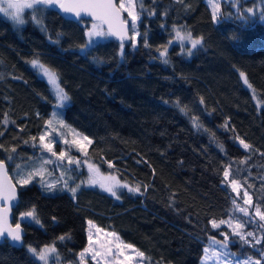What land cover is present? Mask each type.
<instances>
[{
	"label": "trees",
	"instance_id": "obj_1",
	"mask_svg": "<svg viewBox=\"0 0 264 264\" xmlns=\"http://www.w3.org/2000/svg\"><path fill=\"white\" fill-rule=\"evenodd\" d=\"M215 2L220 3L219 22H213L207 0H143L145 9L157 13L149 16L145 11L138 25L140 33H147L148 46L139 38L136 48L123 42V56L121 42L112 36L92 43L87 54L81 52L89 20L74 22L55 7L39 13L24 10L23 25L0 14V144L5 146L0 157L14 182L17 163L30 166L40 152L49 155L33 147L30 139L38 140L45 130L54 102L49 83L29 63L38 56L56 71L70 96L69 104L60 109L62 119L92 141L86 154L77 148L70 153L72 158L87 160L101 173L140 187V192L121 188L116 199L97 186L82 185L74 200L69 191L60 190L62 184L52 192L36 178L23 188L16 185L19 200L13 221L35 206L42 226L23 222L24 246L2 241L0 264H42L27 246L39 249L53 242L59 253L56 262L78 264L88 240V220L143 251L147 259L141 264H199L210 237L222 238L225 229H213L209 221L225 219L234 211L235 193L222 183L223 167L229 163L235 178L247 181L243 188L253 201L264 206L262 5L253 19L245 21L233 6L235 0ZM251 2L239 0L238 6ZM33 14L41 16L47 31L33 22ZM174 26L202 36L203 45L192 55L188 46L174 41L169 45ZM57 33L62 34L59 43H52L50 37L55 39ZM165 46L167 64L159 56ZM241 71L255 93L244 84ZM5 115L7 125L2 123ZM193 117L199 128L193 126ZM236 136L252 150L245 151ZM12 147L15 159L9 161L5 149ZM55 164H48L55 180L70 169L66 175L72 176L71 186L84 181L81 165L77 169L65 160L59 164L60 172ZM65 234L70 238L57 239ZM232 237L231 252L259 257V245L252 248Z\"/></svg>",
	"mask_w": 264,
	"mask_h": 264
},
{
	"label": "snow or ice",
	"instance_id": "obj_2",
	"mask_svg": "<svg viewBox=\"0 0 264 264\" xmlns=\"http://www.w3.org/2000/svg\"><path fill=\"white\" fill-rule=\"evenodd\" d=\"M177 2L183 3L184 0H177ZM208 2L212 8L213 22H219L218 14L221 10L220 3L215 2V0H208ZM261 2L262 8L259 18L264 20V0H261ZM52 7L58 8L62 13H70L80 21L83 20V16L85 15L92 18L94 23L90 29L85 31V36L88 39L85 44L80 46V51L85 52V54H87L86 49L90 48L96 37L116 36L120 39L121 56H123V49L125 47L123 42L125 40L130 41L133 48L137 47L138 38L143 39L144 45L146 47L148 46L147 33H140L138 31V25L142 23L143 14L145 11H148L144 7L143 0H119L118 4L114 2V0H0V14L11 19L16 25L25 24L24 9H31L34 13H39L44 8ZM244 11L255 16L254 8H247ZM122 13H127V17H122ZM156 14L155 10L148 11L149 16H155ZM240 19L247 21L249 16L241 15ZM32 20L40 26L43 31H47L40 15L33 14ZM104 25H107V31H104ZM161 27H164V25H161ZM173 31L175 32V40L180 41L181 44L187 41L191 45V47L187 48L188 55H192L193 50L203 45L202 36L194 37L191 32H182L175 26ZM61 35V33H57L55 39L50 37L51 42L59 43ZM172 42L173 41L170 40L169 45H171ZM167 53V46H165L163 50H159V56L164 58L163 63L165 64L168 63L166 59ZM29 63L34 69H37L43 77L47 78L56 96V107H65L70 101V96L64 88L61 87L59 76L56 71L42 63L38 56L33 58ZM240 77L244 84L255 93V89H253V86L249 83L246 74L241 71ZM253 99H256L255 94L253 95ZM201 103H203V99H201ZM181 111L183 112L184 109L181 108ZM57 115L58 113L54 112V119L45 122V130L39 135L38 140L37 137L30 138L33 142V147L38 146L42 151L47 152L49 156L47 158H41L38 162V166L36 162H34L32 166L17 163L15 165V173L19 176V179L16 180L15 185L8 177V166L5 160L0 159V242L8 241L12 246L18 245L23 247L22 223L28 221L41 225L35 206H32L27 211L21 212L14 226L9 223V213L18 199L16 185L23 188L33 183L36 177L41 178V186L47 191H54L57 189L58 184H62L60 190L69 191L74 200L76 199L78 189L82 185L99 186L103 191L108 192L116 199L120 198L118 190L121 188H127L129 192H140L139 186L130 187L127 183L122 184L115 176L102 175L100 169L92 163L88 164V179L86 181H81V184H77L74 187L69 184L72 176L66 175V172L70 171V169L62 171L61 176L56 180L51 182L45 180L44 177L46 173L51 175L46 168L48 164L59 162V164L62 165V163L67 160L69 166L73 164L77 167L80 166V161L73 159L66 149H61L59 152L55 150V145L59 143L56 139V135H63V133L56 128L55 124L58 123L60 129L68 127L63 120L55 121ZM192 120L193 126L199 128L200 124L198 118L193 117ZM2 123L5 125L9 123L7 115H5V119ZM226 125L227 121L225 122V126ZM53 133H56V135H53ZM2 134L3 133H0V135ZM73 135L74 137H78L80 134L75 133L73 130ZM235 139L239 141L240 146H242L245 151L252 150V146L246 143L244 139L239 136H236ZM84 142H86V144L92 143L87 136L82 137V140L75 138L72 141L66 138L63 140L65 145L74 144L82 153L86 154V145ZM25 143H27V141H25ZM4 147L3 144H0V149H4ZM219 147L223 152V146L221 145ZM5 150L9 152L7 159L9 161H14L15 157L13 154L16 153V148L12 147L10 150ZM261 155H264V153H261ZM53 157L56 158L55 161L52 159ZM240 163L244 164L246 160H241ZM109 167H112L111 162H109ZM223 178L222 183L227 182L232 192L236 193L237 197L243 200L244 206L237 203L236 199H233L232 203L235 209L242 213L243 217L247 219L241 220L239 218L230 217L228 220L221 219L217 221L216 219H212L209 223L213 229H219L221 225L226 224L228 228L231 229L232 236H238L240 241L252 248H256V246L259 245L261 251L258 259L254 260L251 256H248L241 261L239 257L236 256V253L229 251V245L231 243L229 234L221 232L220 235L223 237V240L210 237L211 245L203 249L204 256L202 258V264H209V261H214L215 264H233V261L229 259L230 256L236 257L234 264H264V206H262V202L259 200L254 202L247 190L243 191L242 196L240 195L241 188L247 181L242 182L235 178V173L232 172L230 163L223 167ZM247 187L251 188L252 185L248 184ZM146 189L147 186H145V190ZM250 209H254V212L250 211ZM53 220L55 221V217H53ZM87 223L89 225L88 245L78 254L80 264H85L86 256H90L95 264H140L141 261L147 259L143 251L135 248L132 244L120 240V237L115 232H104L103 229L97 227L91 220L87 221ZM249 224L254 225L256 229H259V232L255 230H246ZM92 229H95V233H93ZM101 233H103V236H101ZM69 238L70 237L65 234L57 239L63 241ZM27 252L31 254L32 257L42 262V264H49V260L52 257H55L57 261L59 259V253L57 252L55 242L39 249L28 245Z\"/></svg>",
	"mask_w": 264,
	"mask_h": 264
},
{
	"label": "rangeland",
	"instance_id": "obj_3",
	"mask_svg": "<svg viewBox=\"0 0 264 264\" xmlns=\"http://www.w3.org/2000/svg\"><path fill=\"white\" fill-rule=\"evenodd\" d=\"M241 1V0H240ZM116 2L117 3H119V0H116ZM207 3H208V5H209V7L211 8V6H210V4H209V2H208V0H207ZM238 3H239V0H235V3L233 4V6L234 5H237V6H234L238 11H241V13L243 14H246V15H248L249 16V19H253L254 18V16L252 15V14H248V13H246L244 10L245 9H247V8H254V10H255V15H256V13H257V11H258V9H260L261 8V5H262V2H261V0H252V2H251V5H248L247 4V6L246 5H241V6H238ZM212 9V8H211ZM24 10H26V9H24ZM23 10V11H24ZM242 14H239V17L242 15ZM3 15V14H2ZM4 16V15H3ZM6 17V16H5ZM127 17V13H125V18ZM7 18V17H6ZM9 19V18H8ZM10 21H12L11 19H9ZM261 20V19H260ZM261 21H263L264 22V20H261ZM14 23V22H13ZM94 23V21H91V20H89L88 22H87V27H86V30L85 31H87L88 29H90L91 28V26H92V24ZM15 24V23H14ZM103 28H104V31H107L106 29H105V27L103 26ZM177 29H179V30H181L179 27L177 28ZM182 32H186V31H183V30H181ZM109 37L110 36H106V37H96V38H94V41H93V43L94 42H96V41H98V40H106V39H109ZM174 37H175V34H174ZM174 37H173V40H171V41H174V42H177V43H180L181 44V42L180 41H178V40H175L174 39ZM262 38H264V35L262 36ZM87 37H86V41H87ZM173 43V42H172ZM181 45H185V46H188V47H191V45L187 42V41H185V42H183V44H181ZM31 65V64H30ZM31 67H32V65H31ZM33 68V67H32ZM34 69V68H33ZM34 70H36L37 71V73L44 79V80H46L47 81V78L46 77H43L42 76V74H40L39 72H38V70L37 69H34ZM48 82V81H47ZM50 86V90L52 91V94H53V108H52V114H51V116L49 117V120H53L54 118H53V113L55 112V113H58V115L55 117V121H59V120H63L62 119V117H61V112H60V109L61 108H57L56 107V103H57V101H56V96H55V93H54V91H53V89H52V87H51V85H49ZM252 91V90H251ZM256 96V95H255ZM255 100V102H258V100H257V98L256 99H254ZM70 102V101H69ZM69 102L67 103V105L69 104ZM259 103V102H258ZM48 120V121H49ZM54 121V122H55ZM64 121V120H63ZM68 127H66V128H69L70 130H68L67 131V133L68 134H66V135H56V133H53V135H56V139L59 141V145H58V148H56L55 150L57 151V152H59L61 149H66L67 151H68V153H69V155H71L70 153L74 150V149H77L78 147L76 146V145H74V144H69V145H65L64 143H63V140L66 138V139H68L69 141H72L74 138L75 139H80V140H82V137H84V136H86V135H84V134H82V133H79L74 127H72L71 125L69 126L66 122H64ZM55 126H56V128L59 130V131H61V132H64L65 130H66V128H63V129H60V126H59V124L58 123H56L55 124ZM74 130V132H76V133H79L80 135L78 136V137H74V135H73V131L72 130ZM88 137V136H87ZM89 138V137H88ZM90 139V138H89ZM85 143V145H88V144H86V142H84ZM49 155H47L46 153H41L40 152V154L33 160V161H31V163H30V166H32L33 164H34V162H36L37 163V166H38V162L41 160V158H47ZM71 156H73V155H71ZM55 157H54V161H55ZM81 164V167L84 169V172H85V178H84V181H86L87 179H88V176H89V171H88V164L90 163L89 161H87V160H82L81 162H80ZM96 165V164H95ZM55 169H56V171H60L61 172V165H59V162H57L56 164H55ZM46 168L48 169V172H50V166L49 165H46ZM77 169H80L79 167L77 168ZM12 173L15 175V176H17L16 175V173H15V168H14V170L12 171ZM102 175H104V176H109V175H112V174H103V173H101ZM112 176H115V175H112ZM116 178H117V176H115ZM17 178L19 179V176H17ZM45 180H47V181H49V182H51V181H53V180H55V178L54 177H52V176H49L47 173L45 174ZM36 179H38V181H37V183L41 186V184H40V177H36ZM118 179V178H117ZM17 180V179H16ZM119 180V179H118ZM121 182V181H120ZM122 183V182H121ZM123 184V183H122ZM93 187H95V186H93ZM97 187H99V186H97ZM100 188V187H99ZM101 189V188H100ZM44 190L45 191H47L45 188H44ZM246 189L245 188H241V193H240V195L242 196L243 195V191H245ZM49 192H52V191H49ZM234 199H236V201H237V203H239L241 206H244L243 205V200L242 199H240L239 197H237V194L235 193V197H234ZM232 210H234L233 211V214H232V216H229V217H227V218H225L224 220H228L230 217H235V218H239V219H241V220H244V219H247V218H245V217H243V214L242 213H240L239 211H237L236 209H235V207H234V205H233V209ZM250 211H253L254 212V209H250ZM258 219V218H257ZM89 221V220H88ZM217 221H219V220H217ZM221 226H223V227H225V229L224 230H222V232H225V233H228L229 234V237H230V241H231V243L234 241V237H232V235H231V229H229L228 228V226L226 225V224H224V225H221ZM252 228H251V227ZM97 227H99V226H97ZM86 228H87V239H88V230H89V225H88V223H87V225H86ZM99 228H101V227H99ZM101 229H103V228H101ZM104 230V232H112V231H110V230H106V229H103ZM246 230H248V231H253V230H255V231H257V232H259V229H256L255 228V226L254 225H252V224H249V225H247V228H246ZM92 231H93V233H95V229H92ZM101 236H103V233H101ZM94 239H95V236H94ZM216 239H218V240H223V237L222 238H216ZM121 240V239H120ZM231 243H230V245H229V251L231 252ZM88 245V240H87V244H86V246ZM211 245V240L209 239V242L208 243H206V245H205V248L206 247H209ZM85 246V247H86ZM84 247V248H85ZM257 247H258V245H257ZM83 248V249H84ZM83 249H81V251L83 250ZM80 251V252H81ZM79 252V253H80ZM233 253V252H232ZM259 254H260V252H259ZM203 256H204V253H203ZM236 256L237 257H239V259L242 261V260H244V259H246L248 256H251L254 260L255 259H258L259 257H255V256H253L252 254H248L247 256H238L237 254H236ZM203 258V257H202ZM234 258H236V257H234ZM229 259L230 260H232L233 261V264H234V259H232L231 257H229ZM39 261V260H38ZM77 261H78V264H80V259H79V255H78V259H77ZM42 263V262H41ZM142 263V261L140 262V264ZM49 264H60V263H58V262H56L55 261V257H52V258H50V260H49ZM66 264H72V263H66ZM85 264H95V262L94 261H92L91 260V257L90 256H86V258H85ZM199 264H202V259L200 260V263ZM209 264H215V262L214 261H209Z\"/></svg>",
	"mask_w": 264,
	"mask_h": 264
},
{
	"label": "water",
	"instance_id": "obj_4",
	"mask_svg": "<svg viewBox=\"0 0 264 264\" xmlns=\"http://www.w3.org/2000/svg\"><path fill=\"white\" fill-rule=\"evenodd\" d=\"M114 2H116V0H114ZM117 3V2H116ZM118 4V3H117ZM58 9V8H57ZM58 11H59V9H58ZM60 12V11H59ZM62 15H64V17H66L67 19H69V20H72V21H74V22H76V21H78L77 20V18L76 17H74L72 14H70V13H68V14H65V13H62V12H60ZM122 15V17H125V13H122L121 14ZM83 19L84 20H91V21H93L92 20V18L90 17V16H87V15H85V16H83ZM104 27H105V29L107 30V25H104ZM116 41H118L119 43L121 42L120 41V39H118L116 36H112ZM126 41H128V40H125L124 42H126ZM0 159H2L1 157H0ZM8 177H9V179L11 180V182L15 185V182H14V180H13V178H11V176H10V174H9V171H8ZM17 187V186H16ZM17 193H18V189H17ZM18 200L19 199H17V201L15 202V204H14V206L12 207V209H11V212L9 213V223H11V224H13V226H14V224H15V222L13 221V208L16 206V204L18 203ZM22 228H23V226H22ZM24 233H25V231H24V228H23V235H24ZM8 242V241H7ZM1 243V242H0ZM9 243V242H8ZM16 247H20V246H18V245H16Z\"/></svg>",
	"mask_w": 264,
	"mask_h": 264
}]
</instances>
